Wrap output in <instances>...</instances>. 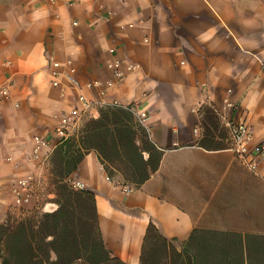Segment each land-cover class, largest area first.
<instances>
[{
    "label": "crops",
    "instance_id": "obj_1",
    "mask_svg": "<svg viewBox=\"0 0 264 264\" xmlns=\"http://www.w3.org/2000/svg\"><path fill=\"white\" fill-rule=\"evenodd\" d=\"M114 58L138 67L113 82ZM92 80L113 82L107 104L146 112L143 129L161 152L140 186L117 171L108 177L94 150L70 175L95 196L111 258L264 264V164L252 173L229 149L200 147L203 112H192L208 104L264 141V0H0V88L9 90L0 98V224L17 213L12 189L30 172L33 137H50L80 94L98 99L84 87ZM227 94L231 109L223 108ZM106 108L84 115L72 138ZM150 224L159 238L144 244Z\"/></svg>",
    "mask_w": 264,
    "mask_h": 264
},
{
    "label": "trees",
    "instance_id": "obj_2",
    "mask_svg": "<svg viewBox=\"0 0 264 264\" xmlns=\"http://www.w3.org/2000/svg\"><path fill=\"white\" fill-rule=\"evenodd\" d=\"M202 112L204 133L199 146L206 150L228 148L227 142L216 141L214 111L204 107ZM90 150L97 152L108 177L117 171L135 186L150 178L161 157L130 113L110 106L101 110L99 119L86 122L78 138H70L54 150L51 174L56 210L42 214L37 223L24 219L0 224V264H120L104 247L94 194L86 189L76 191L66 182ZM115 164L121 167L115 168ZM158 238L150 224L144 244Z\"/></svg>",
    "mask_w": 264,
    "mask_h": 264
},
{
    "label": "built area",
    "instance_id": "obj_3",
    "mask_svg": "<svg viewBox=\"0 0 264 264\" xmlns=\"http://www.w3.org/2000/svg\"><path fill=\"white\" fill-rule=\"evenodd\" d=\"M114 53V49L110 50ZM57 66V64H54ZM138 66L132 63H124L120 59H111L107 64V69L113 76V82L121 80L125 71L135 70ZM71 70L70 72H72ZM52 86H59V73L52 71ZM103 82L102 80H92L86 82L84 87L89 91L96 92L98 99L88 98L84 94L78 96V106H75L69 111L61 112L56 116V124L52 130L50 137L36 135L33 137V146L29 154L26 155V161L31 167L30 172L17 180L12 189L13 207L17 213L32 214L40 208V195L39 192L43 189L45 175L49 173L51 166V158L57 146L61 145L64 141L72 138L73 130L76 128L78 122L84 115H91L92 111L99 110L105 107H117L124 109L132 114L137 124L148 131L147 120L148 115L146 112L138 111L133 104L122 105L117 102L107 104L104 98L108 89L113 83ZM230 90H228V94ZM223 99L224 109L233 107L229 98ZM9 90L7 87L0 88V98H7ZM203 104L194 106L192 112L200 115L202 112ZM216 112V111H215ZM217 113V112H216ZM218 115V114H217ZM223 127L227 132L228 148L236 157V160L252 173H257L261 164H264V141L254 143L253 132L251 127L244 121L233 122L228 119L223 112L219 114ZM108 179V178H106ZM66 182L68 185L76 190H85L82 182L69 177ZM122 190L129 194L132 192V187L123 185ZM50 200H46L43 206V211L53 212L56 210L57 205L51 201L53 194H48Z\"/></svg>",
    "mask_w": 264,
    "mask_h": 264
},
{
    "label": "rangeland",
    "instance_id": "obj_4",
    "mask_svg": "<svg viewBox=\"0 0 264 264\" xmlns=\"http://www.w3.org/2000/svg\"><path fill=\"white\" fill-rule=\"evenodd\" d=\"M206 107L213 110L214 115L216 117V120H215L216 121L215 126H217V130L215 131L216 141L223 142L224 144H226L227 139H228L227 132H226L225 128L222 126L220 117L217 115L215 110L210 105L207 104ZM201 120L203 121V117L201 118ZM86 122H88V121L85 120L83 122V125L78 129L79 131L82 130L81 128L86 124ZM203 133H204V131H203ZM51 168H52V163L50 166L49 173H47L45 175L43 189L39 192V195H40V208H39V210H37L36 212L34 211L32 214H23V215L21 213H11L10 215H8V218L6 219V221H8L9 223H12V224H16L17 222L24 220V219H31L32 221H34L36 223L41 220L42 214L45 213V211H43V209H42L44 206V203L46 200H50L47 197V195L48 194H54V192H55V188H54L55 186H54V181H53L52 174H51ZM54 198H55V195H53L52 200H55ZM76 264H83V263L78 262Z\"/></svg>",
    "mask_w": 264,
    "mask_h": 264
}]
</instances>
